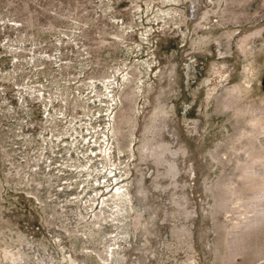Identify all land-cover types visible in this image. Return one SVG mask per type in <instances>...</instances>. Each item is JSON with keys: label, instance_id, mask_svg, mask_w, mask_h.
<instances>
[{"label": "rangeland", "instance_id": "obj_1", "mask_svg": "<svg viewBox=\"0 0 264 264\" xmlns=\"http://www.w3.org/2000/svg\"><path fill=\"white\" fill-rule=\"evenodd\" d=\"M134 1L0 0V264H60L57 233L70 252L87 251L88 264H103L96 253L107 264H264V224L233 229L255 216L248 195L236 193L249 144L264 147L263 137L252 140L251 121L264 110V39L241 37L264 27V0H199L194 16L190 0H154L145 9ZM209 10L220 20L211 34L196 26ZM220 60L232 75L207 101ZM234 85L245 90L230 93ZM112 113L122 144L153 113L154 144L144 152L187 145L188 158L164 152L180 165L169 169L140 156L141 172L129 174L136 159L127 151L112 144L109 157L102 152ZM88 164L91 171H77ZM132 179L131 202L110 194L101 203L102 185ZM173 182L185 186L173 197L193 206L194 230L163 205L156 185ZM27 193L40 201L30 211L22 208L33 202ZM15 205L22 215L5 223ZM93 212L99 217L84 219ZM32 226L43 236L15 259L17 237ZM191 248L198 260L186 263Z\"/></svg>", "mask_w": 264, "mask_h": 264}, {"label": "bare ground", "instance_id": "obj_2", "mask_svg": "<svg viewBox=\"0 0 264 264\" xmlns=\"http://www.w3.org/2000/svg\"><path fill=\"white\" fill-rule=\"evenodd\" d=\"M153 1L154 0H135L134 1V5L138 6L140 8L144 7V9H145V6L151 4ZM156 1H161L162 2L164 0H156ZM198 1L199 0H190L189 1V4L193 6V9H192L193 11L190 10V11H192L191 12L192 16L195 15V10L197 8ZM131 4L133 5V3H131ZM190 5L187 7L188 11L190 9L189 8ZM218 17H219L218 12H214L213 13V12H211L209 10V11H207V12L202 14V16L200 17V20L197 21L196 26L199 27V29L202 32H205V33L209 32L211 34V32L214 31V30L212 31V29H214V28L217 29L219 27V25H220L218 23L220 20L217 23L213 22V20L217 19ZM253 37L254 38L255 37H260L261 39H264V27H260V28L255 29L254 31H250V32H247V33L243 34L242 37H241V40L244 42V41H246L248 39H251ZM244 43H246V42H244ZM220 62H222V63H220L219 66L215 68V71L213 73L212 87L207 89V90H205V93H203L204 99H206L207 101L211 99V97L213 95L212 93L216 91V88L218 86H220L221 84H223L224 81L228 80L231 77V75H232V70H229L228 67H225L224 61L220 60ZM243 89L245 90V88H242L239 85H234L231 88L230 93L234 92V94H235V92H236V94L239 93L238 95H240V91L241 90L243 91ZM238 95H236V96H238ZM230 96H232V95H230ZM131 99H132V97H131ZM224 105H225V103H224ZM112 114H111L112 117L110 118L109 124H108V126L106 128L107 140H106V145H105L104 149L102 150V152L104 153V157L105 158L109 157V151L111 150L110 146L112 144L115 145V147L117 148V150L119 152L127 151L129 153L130 157L132 158V160L136 159L135 163L129 164V167L127 169V172H129V174H131V173L133 174L134 173L133 171H135V170L141 172V168H142V165H143L142 163L143 162H137V160L139 159L140 156L149 155V157L151 159H155V161L157 162V166L158 167L159 166L160 167L167 166L169 169H172V168H175V167H180V165L177 164L176 161L175 162L174 161H170V159H169L170 157L168 158L167 156H164V152H167L168 154H172L178 159H187L188 158L189 150H188L187 145H178V149L174 150V151H168L166 149H163L162 150V154H163L162 156H157V155L154 156L153 153L155 152V150H152L151 153H145L146 150H147L145 148V147H147L146 145L154 144V140L151 139V138H148V137H151L153 135V132H151V130H152L151 120L154 117H157V115H153V113H147V115H145V117H143V119L141 117V121H143V124L145 125L143 127V129L141 130V129L138 128V129L132 130L130 132V136H129L128 140L126 141V143L122 144V141L118 138V135L121 133V128L118 125L115 124L116 118H115L114 113H112ZM119 117H121V115H119L118 118ZM167 119H169V117H167ZM128 120H129L130 124L132 123V127H135V124H137V120H135L134 117L132 119L128 118ZM145 121H147V123H145ZM251 121L253 122V123L252 122L251 123L255 127V131H254V135L252 136V140L253 141L257 140L259 137H263L264 138V110L261 111V113L256 115L255 117H253V118L251 117ZM197 123H195L194 133L192 134L193 138L198 133ZM251 127H253V126H251ZM190 143H192V140L190 141ZM168 145L170 146V144H168ZM158 147H159V145H158ZM246 154H247L246 160L239 165V168H240V171H241L240 175H241V177L243 179V185H242V188L239 189V191L236 194H239V195L242 194V197L244 196L243 193L244 194L246 193L248 195V196H246L245 201L247 203V206H254L253 207V211L255 213V216L254 217L252 216V218L246 217L245 221H240L239 223L235 224L233 226V229L239 228L240 225L242 227L245 226V227H249V228L250 227L251 228L252 227L256 228L257 226H259V225L261 226L262 224H264V147L257 146V145L254 144V142H251L249 144V147L246 149ZM161 157H163V158H162V160L159 161V158H161ZM161 163L163 164V166L160 165ZM254 165H257V166L261 167V171H256ZM87 167H89V164L85 165V167H80V169L77 170V171H85V169H87ZM87 171H91V169H87ZM156 187L162 188L163 192H165L164 195H163L164 196L163 200L164 201H168V202L164 203L162 200L161 201L163 202V205L164 204H168V206H170L171 218L174 219V221H175V217H176L177 221L180 220V222H181V220H183L184 222L189 223L188 228L192 229V227H193L192 226L193 218H194L193 216L195 215V211L193 209V206L189 203V201L185 204L186 201L183 200V198H182V200L178 199V201H176L175 198L173 197V193H175L177 191L180 192V190L182 188H184L185 186L182 187V186H179L178 184H175L173 182L171 184H167L166 186H162V187H160L159 185H156ZM102 188H103V190L100 192V196L102 198L101 203L104 202L103 198L104 197L106 198L110 194H111V196L113 198L117 197V198H120L122 200H126V201L131 202L132 201L131 196L134 193V191H133V189H134V180L133 179L129 180L128 183H127V186H124V187H121V186L119 187L118 186L116 188H111L112 191L111 190H107L108 187L106 189V187L104 185H102ZM166 189H167V191H165ZM155 194H157V193H155ZM160 194L161 193H159L158 195H160ZM27 197H29L28 199L32 198L33 202L31 203V205L27 204L25 207H22V208L23 209L28 208L29 211H30V210H32V207L35 204H39L40 201H39L37 196L29 195V193H27ZM222 202H223L222 198L219 197V199L217 200L215 206L219 207L220 204H223ZM161 205L162 204H160V206ZM165 206L167 207V210H170L167 205H165ZM90 209H94L93 204L90 205ZM164 211H166V210H164ZM10 213H12L13 216H11ZM7 215H10V217L5 219V223L12 224L13 223L12 217L14 218L16 216L22 215L20 213V207L15 205L11 209V212H9V214H7ZM132 215H133L134 225L137 226L141 222V217L134 210L132 212ZM91 217L98 218L99 214L96 213V212H93L92 216H90L88 214L87 216H85L84 219H87V218L90 219ZM33 229H34V231L35 230L39 231V227H34V226H32V227H24V229L21 230V235H24V236H21V237L18 236L17 237L20 246H18L16 248L17 252H13V253L11 252L12 253V255H11L12 257H14L15 259H18L17 255L23 256L22 253L27 252V250L30 249L31 243L34 242L35 240H37L39 237L43 236V233H41L40 231H39L38 234H36V236L32 235L31 234L32 232H30V230L33 231ZM57 229H60V230L64 231V233L67 234L68 236L73 233V231L69 230L67 227H62L61 226V227H57ZM194 229H195V227H193V230ZM170 230L171 231L174 230V227H172ZM182 230H183V228H182ZM251 231H253V230H251ZM257 231H258V229H257ZM45 233L48 234V230H46ZM181 233H183V231ZM186 234L188 235L189 232L185 231V235ZM60 236H61V234L57 233V235H55V239L52 240V241L55 242V250H59V255H60L61 259H62V262L60 264H63V263L88 264L87 263L88 252L85 251V250L81 251V253H78V254L70 252L69 247H68L69 243L67 241H65L66 235L63 236V237H60ZM182 237L183 236H181V238ZM230 237H232V236H230ZM242 238L243 237H239L236 240L240 241ZM182 239L184 240L185 238H182ZM224 240L227 241L225 238H224ZM35 243L36 242H34V244ZM231 243L233 244L232 246L230 245ZM226 244H227V247H231V248L233 247L234 248V249L232 248V254H233V252L234 253L236 252V247L234 246L235 245V241L234 242L232 241V242L226 243ZM21 248H22L23 252H21ZM23 248H25L26 251ZM192 248L189 249V252L191 253V255L186 256V258H185V256H183L185 258L186 263H187V261L197 262V260H198V258L195 259V256L198 257V255L195 254V253L193 254L194 250ZM42 249L45 251L46 250V246L43 245ZM241 250H243V249H241ZM66 252H69L68 255H65ZM7 253H6V250H5L4 254L7 255ZM257 253H260V252L258 251ZM96 254H97L96 256L101 261V263H103V264H107L108 263V259L106 257L100 255L99 253H96ZM225 258H227V256ZM39 259H40V257H39ZM41 261L44 263L45 260L43 261L41 259Z\"/></svg>", "mask_w": 264, "mask_h": 264}]
</instances>
